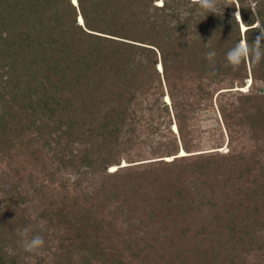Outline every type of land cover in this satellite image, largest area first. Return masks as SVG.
Instances as JSON below:
<instances>
[{
	"label": "trees",
	"instance_id": "obj_1",
	"mask_svg": "<svg viewBox=\"0 0 264 264\" xmlns=\"http://www.w3.org/2000/svg\"><path fill=\"white\" fill-rule=\"evenodd\" d=\"M75 1L0 0V264H264V0Z\"/></svg>",
	"mask_w": 264,
	"mask_h": 264
},
{
	"label": "rangeland",
	"instance_id": "obj_2",
	"mask_svg": "<svg viewBox=\"0 0 264 264\" xmlns=\"http://www.w3.org/2000/svg\"><path fill=\"white\" fill-rule=\"evenodd\" d=\"M72 2L74 4H76L75 0H72ZM160 3H161V0H159L158 4H160ZM78 20H79V24H82L81 18H79ZM158 68L161 69L160 66ZM244 89L248 90L247 86L242 88L241 90L244 91ZM244 92H246V91H244ZM163 100H164V98H163ZM220 120L221 119H220L215 108L202 111L195 116V121H194L192 126L195 130V134H198V138L201 141L200 142L201 148H199V149H202L203 152L218 151L221 154L227 153V151L229 149V146L227 145V141H228L227 134H226V131L223 127V124L221 123ZM171 129L174 132H176V127L174 125L171 126ZM216 147H219V148H216ZM214 148H216V149H214ZM180 154L184 155V152L181 151ZM165 160L170 161L171 158H166ZM111 169H115V168H111ZM27 171H28L27 167L24 171L19 170V173H18L19 175H18L14 171H12L11 169H8L6 166L0 165V177H2L0 184L3 187H9V185L13 181H15L18 177L25 176ZM67 178H69V177H67V175L59 174L58 180L62 181V180H65ZM71 179H72V177H71ZM59 190H61L59 183L52 184V191L53 192H56ZM34 204L35 203H33V204L29 203L27 205L28 209H29V213H33L32 212L33 211L32 206H34ZM33 215H34V213H33Z\"/></svg>",
	"mask_w": 264,
	"mask_h": 264
},
{
	"label": "clouds",
	"instance_id": "obj_3",
	"mask_svg": "<svg viewBox=\"0 0 264 264\" xmlns=\"http://www.w3.org/2000/svg\"><path fill=\"white\" fill-rule=\"evenodd\" d=\"M195 2L203 10L214 11L218 0H195ZM236 15L239 19V12H237ZM256 27L259 29V35L256 37L254 42L249 44L247 39H242L227 52L226 59L233 67H238L244 61H253L255 63H259L262 59H264V27H260L258 21ZM241 28L244 30L245 26L241 24ZM216 55L217 53L213 50L207 52L205 57L208 61H212ZM31 231V225L19 231V235L23 238L22 247L26 252L38 254L43 248L45 241L43 236L40 234L33 235L29 239L28 234Z\"/></svg>",
	"mask_w": 264,
	"mask_h": 264
},
{
	"label": "snow or ice",
	"instance_id": "obj_4",
	"mask_svg": "<svg viewBox=\"0 0 264 264\" xmlns=\"http://www.w3.org/2000/svg\"><path fill=\"white\" fill-rule=\"evenodd\" d=\"M244 91H247V89H244ZM109 171H115V169H110Z\"/></svg>",
	"mask_w": 264,
	"mask_h": 264
},
{
	"label": "water",
	"instance_id": "obj_5",
	"mask_svg": "<svg viewBox=\"0 0 264 264\" xmlns=\"http://www.w3.org/2000/svg\"><path fill=\"white\" fill-rule=\"evenodd\" d=\"M78 22H79V20H78Z\"/></svg>",
	"mask_w": 264,
	"mask_h": 264
}]
</instances>
